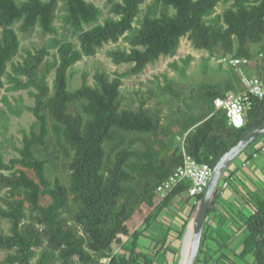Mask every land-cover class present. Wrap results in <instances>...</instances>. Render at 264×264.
Here are the masks:
<instances>
[{
	"label": "trees",
	"instance_id": "16d2710c",
	"mask_svg": "<svg viewBox=\"0 0 264 264\" xmlns=\"http://www.w3.org/2000/svg\"><path fill=\"white\" fill-rule=\"evenodd\" d=\"M221 3L231 4L218 13ZM107 6L111 15L102 20L103 9L89 0H0V95L6 77L13 90L35 89V104L27 109L36 117L24 132L19 156L8 162L0 156V250L7 264H155L171 230L159 226L166 232L154 251L148 247L156 241L153 224L190 186L183 183L162 198L160 183L185 154L215 168L264 123V100H253L242 128L230 126L216 108L217 98L241 90V79L240 86L229 82L203 91V113L179 119L180 132L164 125L148 99L137 107L125 105L126 74L112 79L99 70L94 85L84 74L82 85L70 89V71L78 62L124 36L131 49H112L109 56L116 64H132L127 74L175 57L185 37L218 58L263 56L264 0H107ZM60 11L77 42L54 37L23 55L22 37L58 34ZM257 72L264 81V59ZM59 162L66 178L58 173ZM219 199L218 190L209 215ZM247 203L254 213L244 219L241 251L214 249L204 231L196 264H264V195L254 193ZM187 225L177 232L178 240Z\"/></svg>",
	"mask_w": 264,
	"mask_h": 264
},
{
	"label": "rangeland",
	"instance_id": "374dc122",
	"mask_svg": "<svg viewBox=\"0 0 264 264\" xmlns=\"http://www.w3.org/2000/svg\"><path fill=\"white\" fill-rule=\"evenodd\" d=\"M96 3L104 11V18L110 16L107 6V0H89ZM231 3H221L217 8L218 13H222ZM146 9V5L143 7ZM143 10V11H144ZM56 22L58 34L41 36L34 33L31 37H22V54L26 55V50L36 51L42 45L48 43L52 38L59 40H71L77 42L78 38L67 31L62 15ZM145 14L143 13L142 16ZM136 25H139L138 23ZM112 49L130 50L131 45L124 36L118 42H111L99 50L94 57H84L70 71V89L75 90L82 85L83 76H88V81L94 85L95 74L99 70H105L111 76L116 78L126 74L123 78L124 85L122 93L125 97V105L137 107L142 99H148V108L155 111L159 110L163 116V123L176 132H180L179 119L187 115H200L204 111L203 104L199 97L203 91L210 90L211 87L225 88L226 84L233 82L240 86L238 79L239 69L221 64L217 56L210 55L206 50H199L194 47L192 42L183 38L179 51L175 57H162L155 63L149 64L143 73L139 75L127 74L132 64H116L109 56ZM254 50H258L255 48ZM52 53L56 49L51 50ZM51 57V56H50ZM191 57L188 63L187 59ZM264 55L256 56L251 65L243 67L246 74L251 77H257V65L263 63ZM22 57H16L15 61H21ZM55 72L49 77L51 85L54 83ZM241 81V80H240ZM5 87L0 95V156H3L8 162L11 158L19 156L18 149L22 147L24 132H29L36 122V117L27 108L35 104V89L13 90V83L9 78H5ZM9 100L15 109L13 112L10 106L5 102ZM20 111L21 114H17ZM182 140H177L176 144ZM251 147L247 149L250 151ZM58 173L66 178L67 169L62 162L57 163ZM185 236V235H184ZM126 240L127 237L124 236ZM185 237L180 241L181 248L178 249L177 260L174 264H180L182 257V247ZM180 247V246H179ZM180 250V252H179ZM204 258V256H201ZM6 253L0 250V264L5 263ZM206 258V257H205Z\"/></svg>",
	"mask_w": 264,
	"mask_h": 264
},
{
	"label": "crops",
	"instance_id": "0c3cea01",
	"mask_svg": "<svg viewBox=\"0 0 264 264\" xmlns=\"http://www.w3.org/2000/svg\"><path fill=\"white\" fill-rule=\"evenodd\" d=\"M248 161L249 163H247ZM218 190L220 199L214 212L208 216L204 231L209 233L211 240L209 244L214 249L229 247L235 251H241L247 233L244 219L254 213L247 203V199H250L254 193L264 195V135L255 141L250 151L246 150L230 165ZM193 214L194 210L190 204L187 190L176 196L169 209L163 210L158 222L153 224L155 231L151 232V236L155 237L156 241L149 242L148 247L154 251L158 250V242L164 238L166 230L169 229L171 232L165 253L158 255L155 264L175 263L178 257L177 251L181 248L180 240L176 238L177 232L183 229L185 222L188 223V230ZM160 225L166 229L163 230L164 233L159 232ZM146 241L143 240V243Z\"/></svg>",
	"mask_w": 264,
	"mask_h": 264
},
{
	"label": "built area",
	"instance_id": "2783aa9c",
	"mask_svg": "<svg viewBox=\"0 0 264 264\" xmlns=\"http://www.w3.org/2000/svg\"><path fill=\"white\" fill-rule=\"evenodd\" d=\"M219 61L221 64L239 69L242 88L239 91H229L224 97L217 98L215 106L226 113L230 126L242 128L252 109L253 100H264V81L244 72L243 67L252 63L250 59L227 56L221 57ZM213 171L214 168L210 163L200 162L192 155L185 154L181 165L160 183L158 191L162 198H165L181 184L188 183L190 186L187 194L190 204L192 207H197L201 200L200 197L209 185Z\"/></svg>",
	"mask_w": 264,
	"mask_h": 264
},
{
	"label": "water",
	"instance_id": "95a60500",
	"mask_svg": "<svg viewBox=\"0 0 264 264\" xmlns=\"http://www.w3.org/2000/svg\"><path fill=\"white\" fill-rule=\"evenodd\" d=\"M263 135L264 123L252 132H250L236 146H234L227 153H225V155L220 159V161L214 168L209 185L206 188L199 205L194 210L192 221L188 226V230L186 232L187 235L189 230L192 229V241L185 264L197 263L201 250L206 221L225 172L237 158H239L243 153H245L247 148L254 141L259 139Z\"/></svg>",
	"mask_w": 264,
	"mask_h": 264
},
{
	"label": "bare ground",
	"instance_id": "6f19581e",
	"mask_svg": "<svg viewBox=\"0 0 264 264\" xmlns=\"http://www.w3.org/2000/svg\"><path fill=\"white\" fill-rule=\"evenodd\" d=\"M191 241H192V229L189 230V232L187 233V235L184 239V242H183L182 257H181V261H180L181 264H185V261L187 259L188 253H189Z\"/></svg>",
	"mask_w": 264,
	"mask_h": 264
}]
</instances>
